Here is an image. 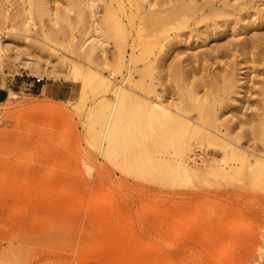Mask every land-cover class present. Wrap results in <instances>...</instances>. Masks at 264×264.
<instances>
[{
    "label": "rangeland",
    "instance_id": "374dc122",
    "mask_svg": "<svg viewBox=\"0 0 264 264\" xmlns=\"http://www.w3.org/2000/svg\"><path fill=\"white\" fill-rule=\"evenodd\" d=\"M46 1L49 11L56 12L52 9L59 7L63 13L69 2ZM72 1L69 17L73 25L69 19L68 24L64 21L50 23L46 16L40 20L35 12H31L33 21L27 20L20 0H0V264H264V189L255 186L248 163L234 164L233 158L222 167V156L206 154L189 161L166 154L163 157L167 160L163 162L168 163L163 164L160 161L163 158L157 159L151 152L154 147L151 141L148 159L141 155L136 142H122L126 147L119 144L116 149L105 141L112 99H109L110 92L104 91L98 83V78L138 93L142 75H135V71L140 69L136 73L143 74L144 79V73L148 69L151 72L154 66L157 70L153 68V71L158 76L152 71L153 78L145 75V81L153 79L155 88L162 92L163 79V84L170 81L172 87L177 86L178 81L173 76L176 64L173 63L181 61L185 66L186 62L181 59L186 58V53H199L206 47L198 48L199 44L191 40L185 42L183 37L179 39L183 45L174 47L171 41L165 44L163 36L176 31L165 21L164 26L171 24L170 31H166V25L164 34L161 27L159 42L153 45L160 44L161 48H151L150 41L142 37L141 40L134 35L136 29H132L139 23L140 13L135 16L136 9L141 12L140 3L143 5L144 1L128 0L131 6L132 2L134 4L132 8L129 4L122 8V12H126L124 18L121 6L114 2L115 8L119 7L117 13L113 9L117 15L112 12L108 13L111 20L107 17V23L113 18L116 21L115 26L112 23V31L110 29L114 39L109 37L110 41H104L108 32L103 35L106 39L93 36L104 39L98 40L99 48L95 45L97 49L93 53L91 47L89 49L92 37L84 41L90 35V18L86 15L84 24H78V3ZM135 2L139 5L137 8ZM95 3L97 7L99 3ZM101 4L98 9L94 8L98 21L108 16L103 13ZM84 11L87 14L88 11ZM128 13L131 14L129 19ZM112 15L120 18L122 24L119 20L118 25V18ZM131 29L133 32L129 34ZM182 30L178 32H186ZM237 31L223 34L219 44L232 49L230 43L236 44L243 38L232 36L237 35ZM261 31L264 33V28ZM146 40L151 45L144 44V51L142 43H147ZM257 50L254 48L252 52ZM139 51H148L149 55L140 57ZM235 54L229 60L242 58ZM130 55L132 60L135 58L134 62ZM124 57L126 61L122 60ZM138 57L142 65L151 62L153 66L148 65L143 72L142 67H146L139 65ZM154 57L160 60L154 61ZM173 58L178 60L173 62ZM162 65L167 66L171 76ZM161 73H165V77ZM257 74L252 75L255 80L261 78ZM168 75L170 80L167 81ZM35 79L42 81L36 83ZM94 86H98L97 91L101 93L96 92ZM98 99L104 101L100 100L102 105ZM132 106L130 112L136 118L140 109ZM228 111L226 116L230 115ZM137 125L129 126L127 134L130 130L129 134L136 136L140 130ZM181 132L178 131L177 136L181 137ZM180 140L183 145V139Z\"/></svg>",
    "mask_w": 264,
    "mask_h": 264
},
{
    "label": "bare ground",
    "instance_id": "6f19581e",
    "mask_svg": "<svg viewBox=\"0 0 264 264\" xmlns=\"http://www.w3.org/2000/svg\"><path fill=\"white\" fill-rule=\"evenodd\" d=\"M67 1H69L67 5L64 6L62 4L64 7H66V9L65 8L63 9L64 10L63 13L61 10L62 8L58 9L59 7L56 9L51 8L52 10H56V12H51V10L49 11L46 0H20V2H22V4L24 5L23 10L25 12H23V14L24 16L25 14L27 15V20H32L31 12L33 13L35 12L37 13V15H39L40 20L42 16H46L49 18L50 23L53 24L61 23V21H64L65 23L67 22L68 24V19L69 22L72 19V18L70 19L69 14L72 11L71 6H73V3H70V0ZM76 1L78 3L77 5L78 8L76 7L77 8L76 20L78 24H81L82 22H83L82 24H84L85 22L84 17L86 15H88L86 17L87 19L88 17L90 18L89 20L90 27L86 23V26L91 28L90 32L88 33V35L89 34L90 35L89 38L87 39H85L84 37L85 39L84 41H87L91 37L94 38L93 36L104 38L106 32L110 34V36H108V33H106L108 36V37L106 36L107 40H104L106 38L104 39L94 38L95 40L91 38L89 41L90 44L89 49L91 47L92 52L94 51V49H97L96 43H99L98 41L99 39L100 40L102 39L104 41H110L108 40L109 37L110 39H114L111 37L112 35L111 28L115 26V22H116L114 21L113 17L115 18L118 17L112 15L113 20L110 21V23L107 22H109L108 19H110L109 17H111L108 13L113 14L112 12H114L115 9H116L115 12L117 13V8L119 7L115 8L116 7L115 3L116 5L118 4V6H121L120 7L121 12H122V8L124 9V6H126V4H129V6H131L130 5L131 0L130 1L121 0L120 3H117L116 2L117 0H92V1L76 0ZM95 1H97L99 5L102 3L101 5L104 10L103 13L106 15L108 14V16L105 15L106 18L103 17L101 18L100 21H98L99 19L97 20L99 16L96 17L97 14L94 13V8L96 10V8L99 6L98 4L97 7L95 6L96 4ZM137 1L140 2L141 0H137ZM143 1H144L143 5L142 3H140L141 12H138L139 9L138 10L136 9L139 5L138 3L135 2V5L137 4L135 8L136 9L135 16H138V14L140 13L139 23L137 27H135L134 24L132 25L129 24L131 20L129 23H127L130 26H134L132 28L133 30L136 29V31H134V33L135 32L136 33L135 34L133 33L134 35L137 34V37L140 39L141 37L147 38L150 41L149 43L152 44V45L149 44L146 40L147 43H142L143 45L149 44V46L151 45L150 47L152 48V46L156 44L155 43L156 41L157 43L159 42L158 40L162 35L160 33L161 27L163 29L162 31H164L162 33L165 34L166 31L168 32L170 31L169 27H171L172 24L173 27L171 29L172 30L174 29V31L176 30L175 32H177V34L174 31L173 32L175 34L172 33V31L171 34H169L170 32L166 33V35L167 34L169 35L174 34V35L173 36L164 35L165 37L163 36L162 40L165 41V44L166 42L171 41V45L176 47L175 45L179 46V44L182 43L181 41L182 39L185 42L191 40L192 42L194 43L196 42L197 44H199L198 48L202 47L203 49V47L204 48L206 47V50L203 49V51L199 53H196V51H191L189 54L186 53L187 54V55L185 54L186 58L181 59L182 61L186 62V64L184 63L185 66L181 63V61L180 62L177 61L178 63L176 62L173 63L174 65L176 64L175 68H173L174 69L173 76L178 81L176 82L177 85L176 87H172L171 85L173 84H171L170 81H168L170 80V76H171V73H168L170 72V70L167 68L166 65L165 66L169 71L166 70V68L162 65V67L165 68V69L163 68V70H166V74L170 75V76L168 75L169 78L168 77L165 78V80L167 79V81L170 84L168 82L163 84V82H165L163 81L164 80L163 78L165 77L164 76L165 73L164 75L161 73L164 76L162 78L163 80H161L162 81L161 88L163 89L161 88L160 89L162 90V92H159V90L155 88V86L152 83L153 79L152 80L148 79V81L150 80L149 82H147V80L145 81L146 78L145 75L149 77L148 76L149 74L151 75L150 78H153L154 74L152 75V71L153 68L156 69L153 66V64H151V62H148L149 64H147V66L144 65L146 62L143 61H149L150 58L149 60L144 59L142 61L143 65L146 67L145 69L144 67H142L143 72L149 68L148 65L153 66L151 72H150L151 69L150 70L148 69L146 71L148 73L146 72H145L146 74L144 73V79H143V74H141L140 72L136 73L140 69L138 71H135V75L136 74H140L139 76L142 75L141 76L142 79L140 80L141 91L138 93L129 88L123 89L124 87L122 86H117V85L114 86V83L112 84V81H109L108 79L107 80L104 78L97 79V76L96 78L94 77L95 79L98 80V83L105 88L104 91L106 90L107 93L110 92L111 98L109 96V99H112L111 101H109V103L110 102L112 103L109 104L110 113L109 116L107 115L108 118L106 123L108 124V126L106 127L107 130L106 133L104 134L107 145H110V147L111 146L116 147L117 149V145L119 144L121 145L122 142H126V143L127 141H131L132 143L136 142L138 143L137 145L141 150L140 153L142 152L141 155H144L145 158L148 159L150 153L149 149L151 148L149 147L150 146L149 142L151 141L152 144L154 145L153 150L151 152H153L155 158L157 159L163 158L162 160L160 159V161L162 162L165 159L163 156H165L166 154L174 155V157L178 156L179 159L185 158V160L186 159L191 160L192 157H197L201 155L204 156L206 154H210L215 156H222L223 159L221 161V166L226 167L225 161H228L230 159L229 161L230 163L231 160L234 158V164L236 163L243 165L242 162H245L248 163V165H250L248 166L250 167V169L252 168L250 177H252L255 186L258 189H264V33H262L261 31L262 28H264L262 27L264 26V10H261V6H264V0H159V1L143 0ZM35 2L39 4V7L37 6V4H35ZM59 2H61V0ZM71 2L73 1L71 0ZM132 3L134 4V2ZM131 8L129 7V9ZM58 10H61L62 13L59 14ZM84 10L88 11L87 14L85 13ZM120 10L118 9V13L120 12ZM119 14L121 16V13ZM122 14L124 18V14L126 15V12H122ZM130 16L131 14L126 17H128L129 19ZM119 20L120 18H118V25L120 24ZM137 20L138 18L136 19V21ZM246 20H248V22L245 23L244 21ZM26 21H24V23ZM89 21L87 22L89 23ZM120 21L122 24V20ZM165 21L171 24L167 25L166 23L164 26ZM132 22L134 21L132 20ZM70 23L72 24V22ZM112 23L114 24V26H112ZM25 24H27V22ZM162 24L163 26H161ZM103 25H105L106 29L108 28L107 31L103 29L105 28ZM166 25L168 26V29L165 31V28L167 27ZM82 27H85V25ZM89 28L86 32L89 31ZM182 29L185 30L186 32L184 33H180V31L178 32V30H182ZM235 29L238 30L237 31L238 34L237 35L233 34L232 36L237 37L238 35H241L243 36V38L239 40L236 44L230 43V46L233 47L232 49H228L226 47H223L224 45H220L218 42L219 38L223 34L227 32H232ZM133 30L129 31V34H131L130 32H133ZM86 32H84L85 36H86ZM120 32L123 31L120 29ZM124 33H126V30L124 31ZM129 34L128 36H130ZM184 37L186 38V40L184 39ZM140 39L138 40L140 41ZM93 40L94 42H92ZM134 40H132V43ZM100 42H101L100 45H102L103 44L102 41ZM113 42L114 41H112V43ZM168 44L170 43L168 42ZM209 44L211 46H209ZM133 45H135V42ZM163 45L164 42L162 46ZM141 46L139 45L138 47L141 49ZM156 46H158L159 49L161 48L159 47L160 44L159 45L157 44ZM156 46L153 47L155 48ZM97 47L99 48V45ZM142 47H143L142 49L144 50L145 45ZM251 48L252 49L258 48V50L257 52H252ZM156 49L155 51L157 52L158 50ZM172 50L174 49L172 48L170 53H172ZM190 50H192V48H190ZM135 51L138 52V50ZM94 52L96 53V51ZM131 53L132 51L130 48V54ZM143 53L139 51L138 55L140 54L139 55L140 57L141 55H146V53L147 56L149 55L148 51ZM160 53L161 56L164 54L162 50L160 51ZM160 53L158 54L156 53L157 56ZM235 53H238V56H242V58L238 61L229 60L230 57L236 56ZM144 57L146 58V56ZM170 57L171 56H169V58ZM173 57L175 58L176 56ZM177 57H179V55H177ZM174 58L172 59L173 62L178 60V59L174 60ZM153 59L154 61L158 59L160 60L159 57L157 59H155L154 57ZM122 60H125V57L124 59L122 58ZM133 60L135 61V58H133ZM133 60L131 58V62H134ZM138 61L139 63H141L140 58ZM213 64L217 65L216 68H214L215 66H213L214 69L212 68ZM103 65H105V61ZM139 65H142V63ZM154 65L157 64H155L154 62ZM136 67L139 68L138 65ZM258 67H260V69H258ZM135 70L137 69L135 68ZM128 71H130L131 74L134 73V71L132 72V70H128ZM153 73L155 72L153 71ZM255 73L258 76H261V78L255 80V76H252ZM155 74L157 75L158 73ZM157 76H154V78ZM98 83H94V84L98 85ZM249 83H251V85H249ZM83 87L85 89V85ZM96 87L94 86L93 88L94 89L96 88V92L99 93L100 91L99 90L97 91V89L99 88L98 86ZM102 99L104 100L105 98L103 97ZM106 99L105 101H107ZM98 100H99L98 102H100L101 99ZM96 101L97 100H95L94 102ZM100 104L102 105L101 102ZM131 105H136L140 109V112L138 116H136V118L134 115H131L130 110L133 109V106L131 108ZM96 106L97 105H95V110H96ZM92 109L94 111L93 107ZM228 109L230 110V115L226 116L229 112ZM243 109L245 111H243ZM97 117L99 118L98 113H97ZM101 119L103 118L100 117V120ZM133 123L134 125L135 123H138L139 125L138 128H140L139 133L136 136L135 133L129 134L130 130L128 131L127 134V129H129V126H133ZM180 129H182V132L180 131ZM178 131L182 133L181 137L177 136ZM133 136L135 137V139H133L134 138ZM180 139H183L184 142V144L182 143L183 145H181ZM124 144L125 143L122 144V147H124L123 146ZM179 145L183 147H180ZM118 150H120V147H118ZM150 157L153 158V156L151 155ZM165 162L168 163L167 161ZM165 162H163V164ZM184 165L188 169H190L187 162ZM167 166L169 167L168 164ZM258 196L259 195L255 194V197H257V199H259ZM261 201L262 199L259 200L258 203L260 204Z\"/></svg>",
    "mask_w": 264,
    "mask_h": 264
},
{
    "label": "built area",
    "instance_id": "2783aa9c",
    "mask_svg": "<svg viewBox=\"0 0 264 264\" xmlns=\"http://www.w3.org/2000/svg\"><path fill=\"white\" fill-rule=\"evenodd\" d=\"M42 81V79H35V82L36 83H39V82H41Z\"/></svg>",
    "mask_w": 264,
    "mask_h": 264
}]
</instances>
